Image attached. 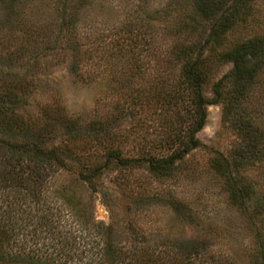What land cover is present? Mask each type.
Wrapping results in <instances>:
<instances>
[{"label": "trees", "instance_id": "obj_1", "mask_svg": "<svg viewBox=\"0 0 264 264\" xmlns=\"http://www.w3.org/2000/svg\"><path fill=\"white\" fill-rule=\"evenodd\" d=\"M262 1L186 0V8L184 2H178L182 7L173 28L182 41L175 43L172 55L179 64V87H172L164 98L166 110L174 118L165 121L157 140L136 156L125 153L123 146L108 136L86 153L85 147L89 148L84 140L79 143L75 138L72 140L70 132L77 124L70 120L63 106L54 108L45 103L39 108V117L26 116L17 108L23 82L17 80L10 87L3 86L0 90V264L206 263L200 261L206 247L196 240L150 243L128 217H122L121 226L112 215L109 222L97 219L93 195L118 187L141 197L148 196V187L142 180L134 182L128 176L122 180L109 178V184H104L103 174L117 166L170 176L177 164L202 145L197 133L206 122L210 104H221L222 119L241 141L228 155L214 154L209 167L222 178L229 203L251 225L254 261L264 264V225L258 224L264 220V186L243 174L247 166L264 162V119L257 114L256 107H246L255 82L259 78L264 80V31L247 26L256 5ZM87 2L51 0L58 39L63 32L76 36L81 9ZM34 3L33 0H0V23L28 22L33 26L28 29L32 43L34 33L37 36L42 32L40 24L27 16V7ZM38 4L35 6L40 8L47 0H38ZM161 10L168 16V6ZM10 36H2L0 46L7 45ZM28 45L32 46L30 42ZM226 64L230 65L229 69L212 83V96H205L204 85L209 75L214 68ZM60 127L70 136L62 134ZM62 175L68 181L59 182ZM166 203L174 204L176 210L184 209L174 200ZM106 205L109 211L115 206L112 201ZM183 212L179 213L188 219L190 215ZM206 264L222 263L220 259H212Z\"/></svg>", "mask_w": 264, "mask_h": 264}, {"label": "rangeland", "instance_id": "obj_2", "mask_svg": "<svg viewBox=\"0 0 264 264\" xmlns=\"http://www.w3.org/2000/svg\"><path fill=\"white\" fill-rule=\"evenodd\" d=\"M33 1L27 16L42 31L37 36L34 33L33 43L28 34L33 26L28 22L0 23V40L11 34L9 48L0 46V90L17 80L23 82L17 108L26 116L39 117V108L45 103L63 106L77 124L70 132L72 140H84L89 148L85 147L86 153L104 136L113 138L130 156L149 148L165 121L174 118L166 110L164 98L172 87H179V64L172 49L182 37L173 26L182 7L178 2H184L186 8V0H88L81 9L76 36L63 32L59 39L51 0L40 8L35 6L40 5L38 0ZM165 6L170 9L168 16L161 10ZM247 26L264 31L263 1L256 5ZM229 67H213L204 85L205 96H212V83ZM246 105L247 109L256 107L264 119L262 78L255 82ZM197 137L202 145L177 164L170 176L117 166L105 172L104 184H109V178L128 176L134 182L144 181L148 196L118 187L111 188V194L97 192L93 195L95 217L109 222L112 215L118 223L128 217L150 243L196 240L206 247L202 262L220 259L222 264H256L252 227L229 203L222 178L209 167L214 154L228 155L241 141L222 119L221 104L207 106L206 122ZM243 174L264 186V162L247 166ZM61 180L68 178L62 175ZM167 200L184 209L176 210ZM111 201L115 206L109 211L106 203ZM183 210L190 215L188 219L179 213ZM258 224L264 225V220Z\"/></svg>", "mask_w": 264, "mask_h": 264}]
</instances>
